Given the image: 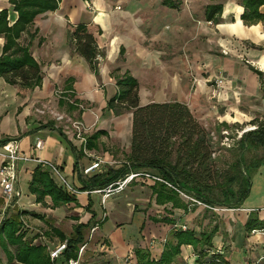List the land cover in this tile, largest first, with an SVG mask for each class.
<instances>
[{"label": "crops", "instance_id": "obj_1", "mask_svg": "<svg viewBox=\"0 0 264 264\" xmlns=\"http://www.w3.org/2000/svg\"><path fill=\"white\" fill-rule=\"evenodd\" d=\"M214 3H223V11L210 24L206 10ZM259 9L264 15V4ZM3 10L8 25H13L19 13L10 0H0ZM243 12L238 0H60L55 10L38 14L18 41L29 48L42 78L34 87H20L0 77V142L18 138L24 152L57 164L79 192H69L37 160L20 161L17 187L22 195L7 203L0 185V222L14 216L29 240L46 244L51 252L70 239L76 225L91 221L84 242L90 246L89 264H138L137 247L149 248L156 260L161 257L174 225L151 217L168 216L198 233L219 227L205 255L193 245H182L172 264H207L214 254L220 264H264V230L248 234L245 229L252 212L264 219V210L255 206H223L230 212L222 213L217 206L193 203L180 194L187 208H174L171 202L156 201L152 189L156 181L144 177L105 199L101 192L81 190L92 175L128 163L133 111L116 112L108 106L120 93L117 81L124 76L138 80L141 105L186 103L211 129L225 123L231 127L254 120L264 123V19L246 22ZM78 24L91 26L102 60L92 64L76 51L69 33ZM5 43L0 33V55ZM60 97L74 103L59 101ZM47 105L66 114L65 121L37 111ZM72 120H81L87 128L86 142L75 136ZM98 131L105 133L88 148L87 138ZM38 139L44 142L41 149L35 147ZM97 156L108 163L84 174L83 168ZM39 165L75 200L54 206L49 194L39 199L30 189ZM90 236L95 237L93 246ZM7 261L0 245V264Z\"/></svg>", "mask_w": 264, "mask_h": 264}, {"label": "trees", "instance_id": "obj_2", "mask_svg": "<svg viewBox=\"0 0 264 264\" xmlns=\"http://www.w3.org/2000/svg\"><path fill=\"white\" fill-rule=\"evenodd\" d=\"M19 13L18 20L8 25L7 10L0 12V33L6 37L4 53L0 55V77L17 86L34 87L41 81V68L32 56L28 47L22 46L18 39L31 26L35 17L48 10H55L60 0H10ZM244 7L241 18L248 21L264 19L260 6L264 0H238ZM223 11V3L210 4L207 7V19L213 21ZM69 37L76 47V51L94 63L100 53L91 26L78 24L72 26ZM261 74V71H258ZM120 93L109 101L108 106L116 112L122 109L133 111V135L130 151L127 155L128 163L118 169L96 173L90 177V182L81 189H102L124 177L132 170L145 168L148 172L159 175L169 183L182 189L187 194H194L198 200L210 206L240 207L246 198L250 182L248 174L244 173L243 165L245 150L264 149V123L254 120L258 128L245 133L240 141L241 151L230 165V170L222 175L212 152L215 145L211 137V129L205 126L191 111L186 103L180 101L151 102L146 105L139 103L138 80L132 76L119 78ZM65 98V97H64ZM60 97L59 101L64 99ZM64 99V100H62ZM67 101V102H68ZM223 127H231L225 123ZM220 129V128H219ZM218 129V130H219ZM104 131H98L87 138L86 146L93 148L95 141ZM13 138H6L0 142L4 144ZM264 164L262 156L252 159L249 165L257 168ZM220 178H223L220 182ZM215 184L222 186L223 199H215L206 190ZM33 193L42 199L46 194L52 196L54 206L66 204L75 197L56 185L49 175V171L41 165L36 167L30 183ZM156 201L160 204L171 202L174 208H187V204L180 193L164 182L156 181L152 187ZM154 222L173 224L164 244L161 257L152 258L149 248L137 247L135 255L138 264H172L181 253L182 245H193L198 254L205 255L212 247L213 238L219 230L218 225L200 233L192 228H176L178 220L173 217H151ZM92 222L80 223L73 229L72 236L67 240V247L57 259H52L46 244L33 243L26 237L22 222L14 216H6L0 222V245L6 251V264H68L69 259L77 258L85 233ZM246 233L254 230H264V219L251 213L245 223ZM62 258V259H60ZM219 255H213L207 264H220ZM202 264V262H199ZM81 264H89L85 259Z\"/></svg>", "mask_w": 264, "mask_h": 264}, {"label": "built area", "instance_id": "obj_3", "mask_svg": "<svg viewBox=\"0 0 264 264\" xmlns=\"http://www.w3.org/2000/svg\"><path fill=\"white\" fill-rule=\"evenodd\" d=\"M212 23V21H209ZM97 60H102V55L98 54L96 57ZM84 108V107H83ZM37 111L42 114L49 113L56 120L62 121L66 119V114L57 111L52 108L50 105L43 106L38 108ZM72 128L74 129V134L77 138L82 139V141L86 142V131L87 128L84 126L81 120H72L71 121ZM258 128L257 123L248 124L242 127H221L219 131H211L212 141L215 145V149L212 152V157H216L220 154V152L224 149L232 148L236 143L240 142L243 135L250 131H254ZM35 147L41 149L44 147V142L42 139H38L36 141ZM0 185L2 188V193L4 199L7 203H9L13 198L20 197L22 195L21 190L17 187L18 180V163L20 161H29V160H37L38 163L49 167L52 172L59 178L62 185L68 189L69 192L76 194L79 192L77 188H75L68 179L61 172L60 167L52 163L50 161H44L41 159H34L33 156L24 152L21 148L20 141L18 138H13L6 143L0 146ZM108 162L105 161L102 157L97 156L94 160L86 167L83 168V173L86 175H91L92 173L101 170L104 168L105 164ZM138 177L149 178L154 181H160L166 183L168 186L176 189L182 196L188 197L195 202H199L198 199H194L190 197L186 192L173 184L169 183L159 175H155L148 171H135L132 170L124 177L119 178L113 183L109 184L105 188L91 190L90 192H101L103 193V198L120 194L122 193L129 184L135 181ZM200 203V202H199ZM182 229H187L188 226L186 224L181 225ZM97 227H94L92 231H94ZM255 231V230H254ZM92 237V236H90ZM88 244L84 243L79 249L77 258H71L68 261V264H81L82 258L85 254ZM67 247V242L65 241L60 246H57L50 252V256L52 259H57L60 257L61 253Z\"/></svg>", "mask_w": 264, "mask_h": 264}, {"label": "rangeland", "instance_id": "obj_4", "mask_svg": "<svg viewBox=\"0 0 264 264\" xmlns=\"http://www.w3.org/2000/svg\"><path fill=\"white\" fill-rule=\"evenodd\" d=\"M220 1H224V0H220ZM118 8H120V6ZM59 112L62 113V111H60V110H59ZM56 121H58V120H56ZM64 121H65V119L62 120V122H64ZM58 122H61V121H58ZM70 126L72 127V125H70ZM205 126H207V125L205 124ZM232 126H236V125H232ZM207 127L209 129H211V127H209V126H207ZM211 130L218 131V129H215V128H212ZM240 151H241V148H240V145L238 142L232 148L224 149L220 153L219 156L217 155L215 158L212 157L215 160L216 165L219 167L220 171L222 172V175H225V172L230 170L231 163L236 159V157L238 156ZM244 153H245V158H244L243 171H244V173L248 174L247 177L249 179L250 186L248 189V194H247L246 198L241 202V205L255 206L254 209H256V210L257 209L264 210V164H261L257 168H254V167L249 165V162L252 159L257 158L259 156H262V154L264 153V149L263 148L248 149V150H245ZM222 179L223 178H220V182L222 181ZM206 192L209 195H211L212 197H214L215 199H219V200L223 199L222 186L221 185L215 184L214 186L208 188L206 190ZM191 195L194 196V194H191ZM187 199H189V198L187 197ZM189 201L194 203V201L191 199H189ZM217 207H218L217 211H219V212H222V213L230 212L226 209V207H223V206H217ZM122 214H124L123 216H126L125 212ZM162 214H164V213H162ZM180 224H184V222L180 221V223H177L176 228H179ZM89 241H90L91 246H93V244L95 243V237H94V239H92L90 237ZM87 252H88V254H87L88 257H87V259L84 258L85 260H88L90 258V253H91L90 252V246L86 249L85 255Z\"/></svg>", "mask_w": 264, "mask_h": 264}]
</instances>
